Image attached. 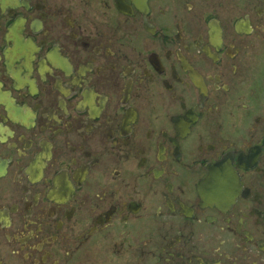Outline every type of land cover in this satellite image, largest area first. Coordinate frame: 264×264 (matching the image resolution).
I'll list each match as a JSON object with an SVG mask.
<instances>
[{
	"label": "flooded vegetation",
	"instance_id": "1",
	"mask_svg": "<svg viewBox=\"0 0 264 264\" xmlns=\"http://www.w3.org/2000/svg\"><path fill=\"white\" fill-rule=\"evenodd\" d=\"M0 264H264V0H0Z\"/></svg>",
	"mask_w": 264,
	"mask_h": 264
}]
</instances>
